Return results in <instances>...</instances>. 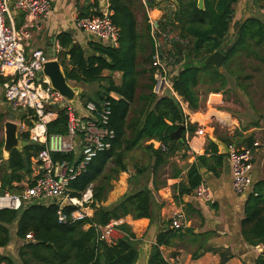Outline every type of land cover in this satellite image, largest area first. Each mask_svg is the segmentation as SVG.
<instances>
[{
    "label": "trees",
    "instance_id": "trees-1",
    "mask_svg": "<svg viewBox=\"0 0 264 264\" xmlns=\"http://www.w3.org/2000/svg\"><path fill=\"white\" fill-rule=\"evenodd\" d=\"M257 2L264 0H255ZM238 0H203V8H199L198 0H176L174 9L165 8L162 18L155 27L148 18L141 0H109L112 11L111 20L119 28L117 46H109L103 42L88 41L90 52L78 42H74L72 34L61 31L57 34L60 51L57 60L63 67L66 80L77 83L97 81L99 90L96 99L85 98L80 94L83 103L92 101L100 107L104 101L109 102L110 113L108 128L113 130L111 146L100 151L86 165L78 176L69 182V195L80 199L87 189L92 191L90 203L93 213L90 217L67 223H59L55 203H30L21 210H0V264H134L138 251V239L129 224L122 222L117 228L122 236L114 242L98 238L96 226H104L113 220L125 216L132 219L153 218L151 202L152 190L146 187V181L152 182L154 190L164 185L157 179L159 168L186 146V141L179 142L170 138V133L183 125L182 135L193 134L197 124L187 122L177 96L188 104L190 110L202 108L201 94L198 87L207 85L205 93L221 92L229 85L226 75L212 65H203V61L214 51L224 53L222 66L229 74L235 75L237 70L230 65H237L240 56L261 59L258 50L264 47V20L256 16L245 17L235 23L234 38L230 45L224 47L226 36L232 27L234 4ZM99 0H95L96 10L78 17L99 15ZM148 6H156L155 0H148ZM141 14V16L139 15ZM175 27L183 43H174V48L167 54L172 60L166 65L181 64L169 73L170 88L162 94L155 93L157 67L153 64V56L157 49L155 41L159 30L166 26ZM167 65V66H168ZM104 70L110 72L104 76ZM121 73V81L117 84L111 73ZM146 75V82L140 85L139 79ZM141 91L138 92V87ZM246 91V88H243ZM114 93L117 98L110 96ZM177 95V96H176ZM56 117L46 124L47 134L66 135L68 133V116L65 107L52 106ZM0 113V129L4 119ZM257 122H254V126ZM29 144L21 150L12 149L8 159L0 164V182L4 188L19 191L13 181L21 182L24 176L32 172L31 157L44 149V144L30 140L27 132L19 134ZM237 147L251 146L252 136H241ZM229 145L230 138H220ZM149 140H156L161 146L155 148ZM3 139L0 140V158H2ZM141 148L150 156V164H136L134 174L129 177L128 190L118 201L110 206L101 203L106 200L112 189L111 180L117 179L120 172L127 171V157L134 149ZM228 155L219 153L218 145L209 141L205 152L197 155L187 170L186 183L179 184L178 194H189L202 181L203 173L211 172L218 176L223 168L224 159ZM54 160L73 162L72 152H55ZM177 171L174 175H177ZM264 174V169H263ZM141 184V185H139ZM145 184V185H144ZM97 204H99L97 206ZM75 206L66 205L62 210L70 213ZM16 223L15 235L21 244L16 255L4 254L3 249L10 243V226ZM159 229L151 244L148 264H171L162 254L161 247L170 245L172 238L179 235L181 228ZM30 233L32 238L25 239ZM240 234L243 241L250 246L264 244V178L254 183L248 193L240 221ZM213 251L220 257L219 264H224L234 257L226 249L204 248V252ZM198 251L192 257L198 256ZM254 264H264V257L259 254Z\"/></svg>",
    "mask_w": 264,
    "mask_h": 264
},
{
    "label": "built area",
    "instance_id": "built-area-1",
    "mask_svg": "<svg viewBox=\"0 0 264 264\" xmlns=\"http://www.w3.org/2000/svg\"><path fill=\"white\" fill-rule=\"evenodd\" d=\"M108 1L105 0L99 15L75 17L73 22L78 30L95 35L100 42L117 46L119 28L111 20L112 11L108 7ZM142 3L145 8L148 7V0H142ZM13 7L25 17V23L20 28L15 25L10 0H0V78L5 80L3 96L13 109L27 110L25 118L17 122L19 134L27 132L30 140L44 144L45 147L36 156L31 157L32 173L19 186L21 190L11 191L4 188L0 182V210L19 211L30 204L31 200H37L36 202L43 204L55 203L59 206L57 211L59 223L90 217L93 213L90 206L91 189H87L78 199L69 195L68 186L72 179L85 170L88 162L98 152L108 150L111 146L114 133L107 126L109 102L104 101L97 107L94 102L88 101L82 103V108L66 102L63 107L66 108L68 116V133L64 136L47 134L46 124L56 117V112L51 110L53 106L51 102L57 104L64 100V97L51 86L46 76H42L40 80L37 78L43 64L54 58L38 49L27 56L25 47L31 37V29L40 30L44 19L50 16L51 3L50 0H14ZM167 8L174 9V4L170 3ZM176 42L184 41L174 32L172 26L159 30L155 41L157 49L153 56V64L157 67L153 91L157 94H162L165 89L170 88L165 61L172 58L161 53L162 45H167L171 51ZM197 133L202 134V129H198ZM258 145L254 141L251 146L229 147L227 155L231 170V187L236 194L246 193L251 188L253 152ZM55 152H72L75 160L71 163L54 160L52 154ZM2 160L3 158H0V163ZM194 191L198 198L210 201V190L204 182H201ZM63 202L75 208L68 214L62 210ZM120 223L122 221L119 219L104 226H96L98 238L113 242L120 233L117 228ZM173 225L178 227L176 222H173ZM31 238L30 233L25 235L26 240ZM256 248L264 257V244Z\"/></svg>",
    "mask_w": 264,
    "mask_h": 264
},
{
    "label": "crops",
    "instance_id": "crops-1",
    "mask_svg": "<svg viewBox=\"0 0 264 264\" xmlns=\"http://www.w3.org/2000/svg\"><path fill=\"white\" fill-rule=\"evenodd\" d=\"M168 1L172 3L171 0ZM251 1L238 0L234 4L232 26H235V23L240 22L245 17L251 16L249 14L242 16L244 6L246 7L251 4ZM94 2L95 0H50L52 12L48 18L44 19L40 30L36 28L31 29V37L25 47L26 55L29 56L33 50L38 49L42 50L50 58H56L60 51L57 34L61 31L70 32L74 42L80 43L85 50L88 48L87 52H90L88 35L75 27L73 18L78 17L79 14H89L95 11ZM161 3H157L155 0L156 6L153 8L148 6L146 9L149 21L152 24L155 21L158 22L164 14L163 9L165 6H162L164 7L163 9L158 8ZM10 6H12L15 25L17 28H20L25 23V17L22 12L14 9L13 3ZM99 10H101L100 6ZM153 11H157L159 14L152 16L151 13ZM231 30L234 33V27H231ZM161 49H165L166 54L170 51L167 45H162ZM179 65L181 66V64ZM169 73H171L170 70ZM102 74L106 76L110 72L104 70ZM111 76L115 83L118 84L121 81L120 72H113ZM0 82L4 84L5 80L0 78ZM222 91L206 93L205 97L201 94L202 108L195 111L190 110L188 104L176 95L184 114L187 116V122L202 126V134L197 133L198 129L191 135L189 132L182 135L181 131L182 138L187 143L186 146L178 149L159 168L157 173V179L164 181V185L159 187L158 190H154L152 182L150 180L146 181V187L152 190V220L150 221L148 218L132 219L129 215L120 219L127 224L140 222L138 224L141 225V222H143L142 224L147 227L155 222L159 227L158 230L167 228L166 226H169V228H181L179 235L172 238L170 245L161 247L164 258L171 264H219V255L210 250L204 252V248L226 249L230 252L234 257L229 258L224 264H254V259L259 255V249L256 246H250L243 241L240 234V221L243 217L244 203L248 193L252 190L255 182L264 178V133L260 132L264 127H252L244 133V137L252 136L254 141L259 144L253 152L252 185L246 193L236 194L233 191L231 187V170L227 156L224 159L223 168L218 176L213 175L211 172L205 173L206 170L204 168L200 170L203 173L204 181L202 182L210 190V201L198 198L194 190L189 194H178L179 184L186 183L188 168L195 161L197 155L204 154L207 143L213 141L211 140V136L220 141H222L220 138H230L232 143L229 145L222 141L228 147H237V142H240L242 138L240 137L238 141L232 140L233 131L239 126V123L236 118L232 117L230 112L220 110V106L229 104L225 100V95ZM110 96L117 98L114 93H110ZM212 123L217 124L219 129L215 128L214 130ZM147 143H152L155 148L161 144L156 140H149ZM244 146L241 145L240 147ZM163 169H167V171H163ZM177 171L179 173L174 175ZM31 173L24 176L21 182L13 181L12 184L19 183L14 186L22 185L23 181ZM133 174L134 171L129 172V169L121 172L118 183H116L114 188L108 193L106 200L101 204L110 206L118 201L127 192V183L129 177ZM173 222H176L178 227H175ZM14 227L16 229V223L10 226L11 229ZM121 236L122 232L117 234V238ZM15 245L18 246L17 239L15 243L10 242L3 249V253L14 256L15 254L9 249H12ZM198 250V256L192 257V253ZM17 264L20 263L17 262Z\"/></svg>",
    "mask_w": 264,
    "mask_h": 264
},
{
    "label": "rangeland",
    "instance_id": "rangeland-1",
    "mask_svg": "<svg viewBox=\"0 0 264 264\" xmlns=\"http://www.w3.org/2000/svg\"><path fill=\"white\" fill-rule=\"evenodd\" d=\"M169 1H163L158 8H165L169 5ZM12 8V6H10ZM165 8L163 9L165 11ZM147 9V8H145ZM147 11V10H146ZM256 16L261 19H264V1H255L252 0L251 4L248 6H244L242 11V16L245 15ZM141 16V14H139ZM74 19V18H73ZM234 27V26H232ZM174 32L178 34V30L174 27ZM234 33L231 30L226 36V41L224 47L230 45L233 41ZM88 50V48H86ZM165 50V49H164ZM90 51V50H89ZM166 52V51H164ZM260 56L264 57V47L258 50ZM241 62L237 65H230L233 69L237 70L235 75H231L228 71L222 66L220 72L224 73L229 80V85L223 89V94L225 95V100L229 102V104H225L220 106V110L228 111L232 115L233 118H236L239 126L233 131L232 140L238 141L241 136H244V133L247 132L248 129L252 127H264V62L261 59H250L246 58L243 54L239 57ZM184 61H181V64ZM180 64V63H179ZM179 64H167L168 72H173V70L179 68ZM104 74H106L104 72ZM146 82V75H143L139 79L140 85H143ZM70 85L77 86L80 88V92L84 94L85 98H90L91 100L96 99V92L100 89L99 83L97 81L91 83H75L72 81H68ZM207 85H201L198 87L200 94L205 97L207 94L205 93V89ZM246 88V91L243 88ZM141 91V87H138V92ZM4 85L0 82V113L4 114L5 120H12L15 122L20 121L21 119L25 118V114L27 112L26 109H13L11 105L4 100ZM80 93V94H81ZM80 94L75 100V106L78 108H82L83 99H80ZM79 101V102H78ZM204 108V107H203ZM254 122H257V125L254 126ZM212 126L218 130L219 127L217 124L212 123ZM200 127V126H199ZM202 126L198 129H201ZM260 132L264 133V129ZM19 136V135H18ZM4 140V133H3V123L2 128L0 129V140ZM136 150V149H135ZM133 150L129 153L127 157V168L129 172L134 171L135 164H150L152 159L148 154H146L141 148L137 149L136 151ZM135 151V152H134ZM3 158V156H2ZM145 160V161H144ZM169 160V159H168ZM167 160V161H168ZM163 171H167V169H163ZM121 172L117 176V179H112V189L118 183L120 179ZM162 178V177H161ZM130 184L127 183V191L130 190ZM111 189V190H112ZM110 190V191H111ZM109 191V192H110ZM108 192V193H109ZM108 195V194H107ZM107 198V196H106ZM37 200H31L30 203H35ZM124 222V221H123ZM136 223H129L131 226L132 231L135 233L136 238L138 239L139 243L137 246H143L145 244L144 235L146 234L149 226L141 225ZM159 228V227H158ZM10 237L11 243L16 242V235H15V227L10 230ZM115 240H113L114 242ZM17 244H21V240L17 239ZM17 245L13 246L11 250L15 255L17 253ZM9 253V251H8ZM167 254V253H166Z\"/></svg>",
    "mask_w": 264,
    "mask_h": 264
},
{
    "label": "water",
    "instance_id": "water-1",
    "mask_svg": "<svg viewBox=\"0 0 264 264\" xmlns=\"http://www.w3.org/2000/svg\"><path fill=\"white\" fill-rule=\"evenodd\" d=\"M14 0H10V4L13 3ZM165 0H156L157 3H161ZM173 3L176 4V0H171ZM105 4V0L100 1V7L103 8ZM199 8H203V0H198L197 3ZM154 26H157V22H153ZM88 39L90 41L100 42L99 38L91 33H87ZM224 58V53H222L219 50L214 51L212 54L207 56L205 60L203 61V65H212L216 68L221 69L222 67V61ZM42 76H46L51 86L58 91L63 97L64 100L61 102L55 104L51 102L53 106H59L63 107L66 102L72 104L75 106V100L78 96V93L80 94V88L77 86L70 85L68 83V80H66L64 70L62 65L57 59H50L49 61L45 62L43 64L42 69L38 72V80ZM183 125L178 126L176 130L170 133V138L172 140H178L179 142H184V139L182 138L181 131L183 129ZM19 124L12 120H5L3 122V133H4V140H3V146H2V156L4 159H8L9 154L12 149H19L21 150L24 146L29 144L28 140H22L19 135ZM79 140V137H77V141ZM211 140H213L219 147V153L221 154H228L229 153V147L224 144L222 141L218 140L217 138L211 136ZM99 204H97L98 206ZM66 206V202H63L61 207L63 208ZM158 231V225L157 223H152L146 234L144 235L145 244L143 246H137V259L134 264H148V257L150 254V248L151 244L154 242L155 235Z\"/></svg>",
    "mask_w": 264,
    "mask_h": 264
},
{
    "label": "bare ground",
    "instance_id": "bare-ground-1",
    "mask_svg": "<svg viewBox=\"0 0 264 264\" xmlns=\"http://www.w3.org/2000/svg\"><path fill=\"white\" fill-rule=\"evenodd\" d=\"M158 14H159V13H158L157 11H155V12L153 11V12L151 13L152 16H157Z\"/></svg>",
    "mask_w": 264,
    "mask_h": 264
}]
</instances>
